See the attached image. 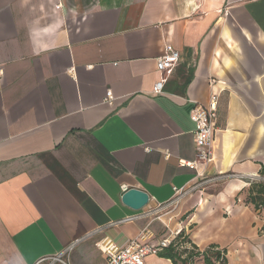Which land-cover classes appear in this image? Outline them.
<instances>
[{
  "label": "crops",
  "instance_id": "obj_1",
  "mask_svg": "<svg viewBox=\"0 0 264 264\" xmlns=\"http://www.w3.org/2000/svg\"><path fill=\"white\" fill-rule=\"evenodd\" d=\"M166 45L181 60L157 96ZM211 95L215 162L191 169V112ZM214 171L264 178V0H0V264L71 245L68 264H108L100 243L157 245L173 233L159 205ZM242 183L201 199L187 235L227 264H264V205ZM122 186L146 191L145 209ZM241 192L250 203L233 205Z\"/></svg>",
  "mask_w": 264,
  "mask_h": 264
},
{
  "label": "built area",
  "instance_id": "obj_2",
  "mask_svg": "<svg viewBox=\"0 0 264 264\" xmlns=\"http://www.w3.org/2000/svg\"><path fill=\"white\" fill-rule=\"evenodd\" d=\"M163 51V54L159 56L157 60V67L162 72L164 77L157 82L153 89V94L157 96L163 93L169 75L172 74L181 60V52L173 45H166ZM113 100L114 96L110 91L107 94L105 101H107L108 104H112L114 102ZM218 103L219 97L211 95V100L208 105L203 106L197 103L191 112V120L196 126L194 132L196 159L192 163L186 164L191 169L197 166L208 167L215 162V142L217 132L215 122L218 117ZM202 177H204V174L200 175V178ZM121 189L123 196L131 188L122 186ZM181 192L183 191H177L178 194ZM171 202H173V200ZM162 206L165 205H159V208ZM135 219H137V216H130V218L117 222L116 224L130 222ZM182 231L183 229L179 230L172 239H162V241L158 242L157 245H154L148 240V235L141 234L137 238L131 239L125 246L121 247L108 241L100 243L99 248L106 256L108 264H146L148 256H157L158 252L164 247H168L172 243L171 241L178 237ZM72 248L73 246L71 245L66 252L48 259L38 260L36 264H68L65 258L67 256V252Z\"/></svg>",
  "mask_w": 264,
  "mask_h": 264
},
{
  "label": "rangeland",
  "instance_id": "obj_3",
  "mask_svg": "<svg viewBox=\"0 0 264 264\" xmlns=\"http://www.w3.org/2000/svg\"><path fill=\"white\" fill-rule=\"evenodd\" d=\"M234 182H236L239 186L244 185L242 182L248 184L251 183L253 186V184L256 183L264 184V178L258 175L256 177L238 176L232 171H224L221 174L215 171L211 172L199 179L187 190L179 193L173 202L157 209L155 217L159 218L161 221L163 220L167 231L172 230L173 233L170 234L171 239L181 229H183L187 235L189 228L191 229V226H187V221L196 211L195 208L198 206V202L201 203V199H204L203 204L206 206H209L211 203L215 204L216 200L220 197L221 192L232 183L234 184ZM230 198L233 205H246L250 203V196H245L242 192L238 194L236 193ZM258 206L259 205H257L256 208H253L257 210L259 209ZM229 215L230 213L227 212L225 217ZM185 241L186 240H181L179 242H182L180 244L187 246L188 249H191L189 243ZM195 264L204 263L203 260H197Z\"/></svg>",
  "mask_w": 264,
  "mask_h": 264
},
{
  "label": "trees",
  "instance_id": "obj_4",
  "mask_svg": "<svg viewBox=\"0 0 264 264\" xmlns=\"http://www.w3.org/2000/svg\"><path fill=\"white\" fill-rule=\"evenodd\" d=\"M257 195L251 196V201L256 205H264V185L253 184ZM186 240L191 249L179 242ZM168 247H164L158 252L157 256L161 259L171 260L173 264H195L197 260H203L204 264H227V251L219 249L216 245H211L210 248L201 251L199 247L193 243L184 231L178 237L174 238Z\"/></svg>",
  "mask_w": 264,
  "mask_h": 264
},
{
  "label": "water",
  "instance_id": "obj_5",
  "mask_svg": "<svg viewBox=\"0 0 264 264\" xmlns=\"http://www.w3.org/2000/svg\"><path fill=\"white\" fill-rule=\"evenodd\" d=\"M150 202V195L147 192L131 188L127 193L123 195V203L126 207H130L134 211H141L145 209V207Z\"/></svg>",
  "mask_w": 264,
  "mask_h": 264
}]
</instances>
